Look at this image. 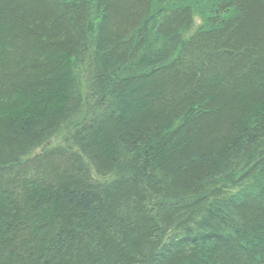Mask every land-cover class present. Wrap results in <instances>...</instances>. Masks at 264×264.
<instances>
[{
	"label": "trees",
	"instance_id": "1",
	"mask_svg": "<svg viewBox=\"0 0 264 264\" xmlns=\"http://www.w3.org/2000/svg\"><path fill=\"white\" fill-rule=\"evenodd\" d=\"M0 264H264V0H0Z\"/></svg>",
	"mask_w": 264,
	"mask_h": 264
}]
</instances>
